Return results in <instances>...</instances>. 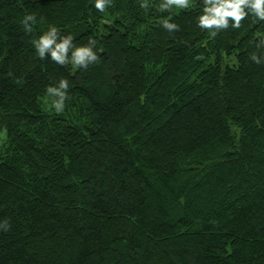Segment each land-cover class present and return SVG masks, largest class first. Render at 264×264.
Listing matches in <instances>:
<instances>
[{
    "label": "trees",
    "instance_id": "16d2710c",
    "mask_svg": "<svg viewBox=\"0 0 264 264\" xmlns=\"http://www.w3.org/2000/svg\"><path fill=\"white\" fill-rule=\"evenodd\" d=\"M164 2L0 0V264H264V19Z\"/></svg>",
    "mask_w": 264,
    "mask_h": 264
},
{
    "label": "clouds",
    "instance_id": "9594fccd",
    "mask_svg": "<svg viewBox=\"0 0 264 264\" xmlns=\"http://www.w3.org/2000/svg\"><path fill=\"white\" fill-rule=\"evenodd\" d=\"M192 0H165L159 5L160 9L176 10L185 9L191 6ZM142 7L146 3H142ZM95 7L103 11L106 7V0H95ZM247 9V11H246ZM251 12L256 17L264 19V0H203V12L198 17V25L201 28L216 29L227 28L229 26V18L232 20V27L238 28L240 21ZM35 17L28 14L23 19V26L31 30L30 21H34ZM162 26L165 29L172 30L178 26L169 22L168 19L162 20ZM215 31L212 35H215ZM36 50L41 58L46 54L58 64H65L68 59L69 49L71 51L72 63L81 68H86L89 64L97 61V53L93 51L92 46L76 47L72 43V37H58L55 26L50 27L44 32L38 40L33 41ZM69 83L66 79H61L57 86L47 87V94L51 99V106L57 113L64 110V102L67 97V89ZM6 222L0 223V228L7 229Z\"/></svg>",
    "mask_w": 264,
    "mask_h": 264
}]
</instances>
